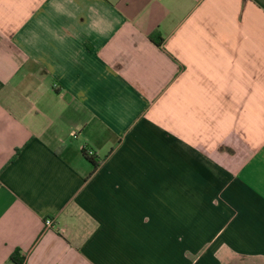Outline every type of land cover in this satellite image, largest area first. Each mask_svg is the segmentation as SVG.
I'll use <instances>...</instances> for the list:
<instances>
[{
  "label": "crops",
  "instance_id": "1",
  "mask_svg": "<svg viewBox=\"0 0 264 264\" xmlns=\"http://www.w3.org/2000/svg\"><path fill=\"white\" fill-rule=\"evenodd\" d=\"M13 254L264 264V0H0Z\"/></svg>",
  "mask_w": 264,
  "mask_h": 264
},
{
  "label": "trees",
  "instance_id": "2",
  "mask_svg": "<svg viewBox=\"0 0 264 264\" xmlns=\"http://www.w3.org/2000/svg\"><path fill=\"white\" fill-rule=\"evenodd\" d=\"M148 39L156 47H160L161 44H162V37L160 36V34L157 31L151 33L148 36ZM81 155H82V157L85 160H87L90 164H92L94 168L99 165V163L96 160V157L93 154V152L90 149H87L85 146L82 147V149H81ZM10 260L13 261V262H15L16 264H20V262H21V259L16 254H13L10 257Z\"/></svg>",
  "mask_w": 264,
  "mask_h": 264
},
{
  "label": "built area",
  "instance_id": "3",
  "mask_svg": "<svg viewBox=\"0 0 264 264\" xmlns=\"http://www.w3.org/2000/svg\"><path fill=\"white\" fill-rule=\"evenodd\" d=\"M45 227L46 228H52L53 227V221L51 219H46L44 221Z\"/></svg>",
  "mask_w": 264,
  "mask_h": 264
}]
</instances>
